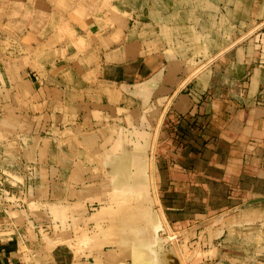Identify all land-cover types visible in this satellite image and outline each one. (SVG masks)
<instances>
[{
	"label": "crops",
	"instance_id": "0c3cea01",
	"mask_svg": "<svg viewBox=\"0 0 264 264\" xmlns=\"http://www.w3.org/2000/svg\"><path fill=\"white\" fill-rule=\"evenodd\" d=\"M79 115L105 122L88 160L100 173L49 206L51 241L45 196L91 179L65 166ZM0 178V264H165L163 223L217 214L244 246L218 264H264V240L231 237L264 235V0H0ZM181 250L182 264L204 256Z\"/></svg>",
	"mask_w": 264,
	"mask_h": 264
},
{
	"label": "rangeland",
	"instance_id": "374dc122",
	"mask_svg": "<svg viewBox=\"0 0 264 264\" xmlns=\"http://www.w3.org/2000/svg\"><path fill=\"white\" fill-rule=\"evenodd\" d=\"M196 56H197V59L203 58L200 54L196 55ZM190 88L191 87L188 85L181 86L178 90V94L179 93L180 94L190 93L188 90ZM199 100L202 101L203 99H199ZM169 103H170V100L168 102L164 103L165 109L168 108ZM128 104L132 105L129 101V102L121 103L120 106L124 107V106H128ZM75 121H76L77 125L76 126L70 125L71 131L69 129H67V131H69V132L62 135V140H63L62 146H64V148H65L64 154L68 157L67 161L65 162V166H67L70 169H73L74 174H77V175L79 172H81V170H82L81 168L84 167L85 168L84 174L85 175L87 174V176L85 178H88V179L91 178V179L88 181L83 180V182H82L83 185H81L80 177H78V179L75 177L74 180L72 179V181L70 182L71 183L70 186L68 184H65V183L63 184V182H62L61 185L57 184L58 187H52V189H50V190H53L54 195H56V197L54 196L55 198H50L48 196H45V200L47 201V205H46L45 209L42 208L43 217L45 219V226L43 227V232L45 234H47V236H49L50 239L52 238L51 241L52 240L54 241L55 239H57V234H58L57 230H59L58 228H61V226H58V225H60V222H59V219L56 218L55 214L53 215V213H50L49 206L50 205H56V204L60 205V204L64 203L66 201L65 197L68 198L69 201H73L76 198V193L78 191L80 193H83V194H88L89 192H91V187H93V185L95 184L92 177L100 173V170L99 169L97 170V168H96V171L91 170L89 168L90 165H96L97 166V162L96 163H90V161H88V160H89V156L93 157V155L90 152H92V148L94 147L95 141H96V144H95V148H96L97 144L100 142V139L102 137L101 132L96 131V129H99V127L101 128L103 125L105 127V124H104L105 122L103 123V125L100 126L98 124H100L101 122L96 124L95 123L96 121H94V119L85 118L82 115H79ZM158 125H156L155 133L153 134V137H152L153 138V142H152L153 145L151 148V152L149 153L152 161H154L153 150H154V146H155L154 143H155L156 135H158V129H159ZM66 127H69V126L67 125ZM170 140H171V138L168 139V143L165 142L166 146L164 145V147L167 150L169 148H171ZM156 156H157V154H156ZM160 156H161V154H160V149H159L158 150V157H160ZM94 158H96L95 154H94ZM72 159L74 160L73 161L74 165H71V163H70L71 162L70 160H72ZM156 161L157 160L155 158V161H154L155 164H156ZM86 167H88V168L86 169ZM155 168H156V166H155ZM157 182H158V179H157ZM98 206H99V204L95 201L92 204L87 203V212L92 213L95 210L93 208H99ZM34 208L37 211V209L40 208L39 204L36 203ZM205 216L199 218L198 221L196 220V221H194V223H190V224L185 223L184 225L179 226L178 223H175L174 224L175 227H173V229H171L167 225L165 226V224L163 223L164 230L161 231V234H160V237L163 238V240L165 241V243H164L165 246L163 247V250H165L169 246H171L173 249V253L176 256L179 264H182V262H181V259L183 257V253L181 250L182 245H186L188 247V249L190 250V253L192 252L191 254L195 253L194 249H196V248H199L200 251L204 252V256L198 262H196V263L187 262V264H218L220 261V258L226 254L230 255V254L243 253L242 251L240 252L239 250L243 249L244 246L234 244L232 242H230V243L224 242L226 235H223V233H221V231H220L221 228H220L219 224L217 223V219L219 216L218 214L214 215L212 217L211 216L205 217ZM191 221H193V220H190V222ZM209 225H212V226L215 225L214 229H212ZM67 228H69V227H67ZM261 231L257 227H255L253 229V226L251 228L249 225L247 228L246 227L235 228L231 233V237L232 238L234 237L235 239H238V240L246 239L247 242H244V243H248L246 249H248V248L252 249V248H254V241L260 244L261 241L264 240V235H263V232H261ZM173 234L176 235L177 249L175 248V244H173V241H170V239H171L170 236H172ZM248 239H252V241H250ZM57 243H59V245H63V246L66 245V244L62 243L61 240ZM240 243H241V241H240ZM250 244H252L253 247H251ZM110 248H111L110 250L114 249L112 246H110ZM74 255L76 257V254H74ZM262 255L264 256V253H262V254L260 253V256H262ZM80 259L83 261L87 260L86 258H80ZM88 260H90V258ZM262 260L263 259H261L259 261H262Z\"/></svg>",
	"mask_w": 264,
	"mask_h": 264
},
{
	"label": "water",
	"instance_id": "95a60500",
	"mask_svg": "<svg viewBox=\"0 0 264 264\" xmlns=\"http://www.w3.org/2000/svg\"><path fill=\"white\" fill-rule=\"evenodd\" d=\"M136 97H138V95L136 96ZM146 103V102H145ZM142 105H143V103H142ZM143 131V130H142ZM144 132V131H143ZM144 133H146V135H147V139H148V146H149V140H150V136H151V133H148V132H144ZM124 134H129V132L128 133H121V136L123 137V135ZM128 144H130V143H128ZM128 144H125V142H124V146H125V148L126 149H129V151H132L133 150V146L131 145H129L128 146ZM148 146H147V148H146V151H145V154H146V161L148 162V153H147V150H148ZM110 153H107V154H105L104 155V158H106L108 155H109ZM104 160V159H103ZM103 160H102V164H103ZM105 164H103V166H104ZM108 165V164H107ZM107 165H105L104 167H106V170L108 171V173L110 174L112 171H113V169L112 168H109V166H107ZM153 211H154V209H153ZM164 251V256H163V259L165 260V264H179V262H178V260H177V258H176V256L174 255V253H173V249H172V247L171 246H169L167 249H165V250H163Z\"/></svg>",
	"mask_w": 264,
	"mask_h": 264
},
{
	"label": "bare ground",
	"instance_id": "6f19581e",
	"mask_svg": "<svg viewBox=\"0 0 264 264\" xmlns=\"http://www.w3.org/2000/svg\"><path fill=\"white\" fill-rule=\"evenodd\" d=\"M170 238H171L170 241H173V242L175 241V237L173 235L170 236Z\"/></svg>",
	"mask_w": 264,
	"mask_h": 264
}]
</instances>
